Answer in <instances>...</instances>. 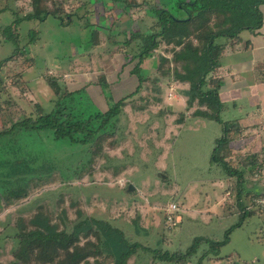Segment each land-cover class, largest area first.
<instances>
[{"label": "rangeland", "instance_id": "1", "mask_svg": "<svg viewBox=\"0 0 264 264\" xmlns=\"http://www.w3.org/2000/svg\"><path fill=\"white\" fill-rule=\"evenodd\" d=\"M54 1L56 8L71 14L70 24L49 16L12 26L18 51L0 68V105L8 111L5 120L7 116L11 121L22 118V108L27 114L36 113L37 105L50 112L58 98L50 84L53 78L61 89L59 95L84 89L91 97L92 110H106L140 89L122 108L115 147L92 165L88 163L90 145L55 140L48 130L0 139L3 152L15 146L18 152L36 158L34 163H54L51 177L2 219L0 247L16 249V218H24L28 224L37 213L68 228L78 219L93 216L121 229L131 242L162 251L185 252L196 237L223 240L240 220L238 177L211 162L223 125L193 116L199 105L188 104L190 84L174 72L175 67L182 69L173 60L172 45L161 41L156 57L140 61L136 55L143 49L142 40L126 42L124 31H145L152 25L145 0H128L117 6L112 0L107 4L104 0ZM127 3L129 14L124 10ZM48 6L52 8L53 3ZM32 10L31 0H0V63L17 47L6 40L5 27ZM31 29L37 30V37L31 38ZM248 31L241 35L247 37ZM233 115L241 113L228 104L221 117L229 120ZM260 125L244 131L242 151L232 158L234 167L244 172L246 192L259 187L264 193V128ZM250 133L252 137H247ZM251 202L244 194L243 203L250 206ZM174 204L177 208L171 209ZM209 248L208 243L201 244L188 264H196ZM99 259L103 261V257ZM127 264L170 263L140 249ZM202 264H264V210L258 209L242 226L234 227L230 242L218 254L210 252Z\"/></svg>", "mask_w": 264, "mask_h": 264}, {"label": "trees", "instance_id": "2", "mask_svg": "<svg viewBox=\"0 0 264 264\" xmlns=\"http://www.w3.org/2000/svg\"><path fill=\"white\" fill-rule=\"evenodd\" d=\"M31 1L33 10L4 29L6 40L15 43L17 47L11 56L0 63V68L12 60L18 51V36L14 34L12 26L18 27L25 20L44 21L49 16L59 19L64 25L72 22L71 14L65 13L62 8H56L54 0ZM104 1V4H107V0ZM112 1L115 6L119 2H128ZM51 2L52 8L48 6ZM144 2L147 3L146 9L153 18L152 25L145 31L138 29L124 31L128 35L126 42L142 40L143 49L136 55V58L140 57V61L156 57V50L161 41L173 46V60L180 63L182 69L180 72L175 67L174 72L182 82L190 84L188 104L199 105L193 116L216 120L223 125V135L216 140L211 162L221 165L229 176L238 177L237 201L240 207V220L227 230L225 238L221 241L196 237L187 251L170 252L152 249L137 241L131 242L121 229L93 216L78 219L71 228H68L67 224L61 227L58 223H53L49 216L37 213L31 217L28 224L23 222L24 218L17 223L16 237L19 245L13 252L15 261L10 264H93L92 260L97 261V264H104L106 260H110L111 264H127L130 257L140 249L152 251L154 257L163 262L188 264L201 244L206 242L210 245L209 251L196 263L202 264L203 258L210 252L218 254L219 249L230 242V233L234 227L242 226L247 217H251L258 210L254 208L253 200L260 195V191L246 192L244 172L236 169L233 164L235 152H240L244 146V128L221 117L224 102L219 94L221 80L216 76V71L226 49V43L220 42L221 38L240 42V34L244 30L261 28L263 25L261 6L264 0ZM129 8L130 3H127L124 10L128 14ZM29 35L31 38L37 37V30L31 29ZM166 60L163 58L164 62ZM140 70L138 66V73ZM139 78L142 83L143 77ZM51 82L58 94L54 108L50 112H44L43 108L37 105L36 113L24 116L2 130L0 139L8 135L15 136L19 132L48 130L55 140L66 139L72 143L90 145L88 163L92 165L108 148L115 147L122 108L128 98L139 91L140 86L134 93L120 98L106 110H92L91 97L84 89L77 92L66 90L59 95L61 89L58 81L53 78ZM35 160L36 158H29L21 150L18 152L15 146L6 152H3V146L0 147V198L2 197L4 201V209L27 200L47 178L51 177L49 175L53 171L54 163H34ZM258 164L260 169V163ZM244 194L252 201V208L248 209L243 203ZM42 208L40 207V210ZM101 257L103 261L99 259Z\"/></svg>", "mask_w": 264, "mask_h": 264}, {"label": "crops", "instance_id": "3", "mask_svg": "<svg viewBox=\"0 0 264 264\" xmlns=\"http://www.w3.org/2000/svg\"><path fill=\"white\" fill-rule=\"evenodd\" d=\"M261 10L263 15L261 28L249 30L247 37H243L241 33L240 42L222 41V43H226V49L221 56L220 65L216 71V76L221 80L219 94L224 102L223 112L227 105L231 104L235 107L236 112L241 113V116L233 115L234 117L229 118V120L222 119L240 124L244 131L256 130L261 126L260 124H263L264 128V4L261 6ZM27 93L25 94L27 95ZM6 107L0 105V132L24 116L34 114L32 110L30 114H27L29 111L22 108V113H24L21 115L22 118L11 121L10 117L7 116L8 120H5L8 113ZM226 111L235 112L232 109H226ZM246 136L252 137V134ZM254 190L260 191L261 189L257 187ZM0 201L2 207L0 209L1 228V221L4 216L13 213L18 206L15 208V205H12L4 209L2 197ZM20 219L19 216L16 218L15 225L19 223ZM14 250L15 248L4 251L0 247V264H10L15 261Z\"/></svg>", "mask_w": 264, "mask_h": 264}, {"label": "built area", "instance_id": "4", "mask_svg": "<svg viewBox=\"0 0 264 264\" xmlns=\"http://www.w3.org/2000/svg\"><path fill=\"white\" fill-rule=\"evenodd\" d=\"M254 203V208L259 209V210H264V193H260L259 196L255 197L253 200ZM171 209H176L177 205H171ZM252 208V205L248 206V209ZM169 219L171 220L172 218L169 216Z\"/></svg>", "mask_w": 264, "mask_h": 264}, {"label": "water", "instance_id": "5", "mask_svg": "<svg viewBox=\"0 0 264 264\" xmlns=\"http://www.w3.org/2000/svg\"><path fill=\"white\" fill-rule=\"evenodd\" d=\"M132 189H133V186H130V187H129V190H132Z\"/></svg>", "mask_w": 264, "mask_h": 264}]
</instances>
